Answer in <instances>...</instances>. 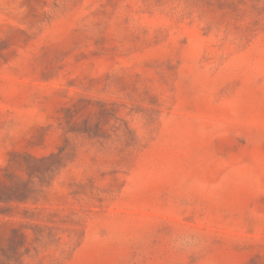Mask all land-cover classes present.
<instances>
[{"label":"rangeland","instance_id":"rangeland-1","mask_svg":"<svg viewBox=\"0 0 264 264\" xmlns=\"http://www.w3.org/2000/svg\"><path fill=\"white\" fill-rule=\"evenodd\" d=\"M0 264H264V0H0Z\"/></svg>","mask_w":264,"mask_h":264}]
</instances>
